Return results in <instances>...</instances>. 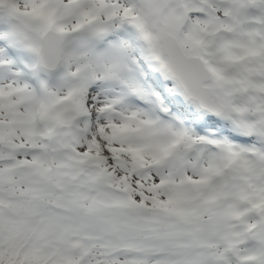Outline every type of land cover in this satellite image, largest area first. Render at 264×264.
I'll use <instances>...</instances> for the list:
<instances>
[{
	"label": "snow or ice",
	"instance_id": "snow-or-ice-1",
	"mask_svg": "<svg viewBox=\"0 0 264 264\" xmlns=\"http://www.w3.org/2000/svg\"><path fill=\"white\" fill-rule=\"evenodd\" d=\"M0 264H264V0H0Z\"/></svg>",
	"mask_w": 264,
	"mask_h": 264
}]
</instances>
